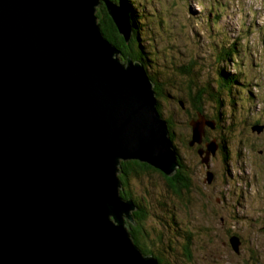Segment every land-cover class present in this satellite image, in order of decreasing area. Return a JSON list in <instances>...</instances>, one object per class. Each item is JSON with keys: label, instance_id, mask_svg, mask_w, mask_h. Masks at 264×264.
I'll return each instance as SVG.
<instances>
[{"label": "water", "instance_id": "water-1", "mask_svg": "<svg viewBox=\"0 0 264 264\" xmlns=\"http://www.w3.org/2000/svg\"><path fill=\"white\" fill-rule=\"evenodd\" d=\"M100 4L129 43L114 0H0V264H158L126 228L136 207L117 173L134 160L171 177L177 158L143 66L101 33ZM190 126L189 146L214 123Z\"/></svg>", "mask_w": 264, "mask_h": 264}, {"label": "rangeland", "instance_id": "rangeland-1", "mask_svg": "<svg viewBox=\"0 0 264 264\" xmlns=\"http://www.w3.org/2000/svg\"><path fill=\"white\" fill-rule=\"evenodd\" d=\"M138 1L137 8H141L140 14L145 17L147 35L139 40L140 45L147 52L150 50L151 59L157 57L156 67L151 71L156 70L158 77L166 82L162 85L166 90L165 98L158 97L160 113L168 133V126L174 132L173 145L186 168V171L180 170L177 162L175 173L180 170L191 186L189 202L183 201L173 207L179 208V219L192 234L189 259L184 256V247L181 248L184 242L174 240V235L160 225L163 222L153 218L172 207V197L164 179L155 172H138L137 176L129 177L125 185L120 183L123 192L129 194L121 198L131 200L136 207L131 212L132 217L142 209L141 216L133 218L134 225H140L147 234V239L139 244L151 253L142 254L153 257L158 264H264V0ZM115 2L123 5L121 0ZM217 5L222 13L215 16L211 10ZM101 8L100 4L97 12ZM212 20L217 27L212 23L213 28L208 30L207 25ZM217 28L224 37L218 36ZM214 40L218 42L215 48L226 47L227 40L237 43L239 55L220 67L229 73L240 71L238 79L246 83H238L233 90L229 106L224 109L229 116L222 119V123L217 122L215 115L218 105L207 98L206 83L214 86L212 79L216 78L218 68L209 54ZM119 53L120 62L125 64L123 54ZM188 64L193 68L199 90L194 85L189 89L182 77L177 76L173 82L169 80L177 67ZM200 91L204 93L201 110L206 118H214L215 128L210 131L205 127L209 136L202 137L204 142L189 146L185 142L192 139L190 119L195 114L189 107ZM255 124L258 127H254ZM212 143L218 149L214 155L210 152L206 155ZM199 150L203 151L202 156ZM202 159L207 160L206 165ZM120 170L119 175L121 167ZM208 173L212 174L210 183ZM132 225L129 222L126 227L129 233ZM237 237L240 246L235 253L229 241Z\"/></svg>", "mask_w": 264, "mask_h": 264}, {"label": "trees", "instance_id": "trees-1", "mask_svg": "<svg viewBox=\"0 0 264 264\" xmlns=\"http://www.w3.org/2000/svg\"><path fill=\"white\" fill-rule=\"evenodd\" d=\"M115 1H117V0H114V2ZM121 1L124 5L126 11H127V14L129 16V19H130V25L132 28L131 39H130L128 44H126L124 42V40L119 36L114 24L112 23V21L107 16L105 8L102 4H101L102 10H100L96 13V16L98 17L97 23L99 25L100 31L103 34V36L116 49H118L121 52V54H123L124 60L129 58V59L133 60L134 62L141 63V65L143 66L145 72L147 73V75L149 77V80L153 84V91H154L155 96L157 97L156 98L157 113L161 117H163L162 114L160 113V107H159L160 104L158 102V100H160V99H158V97L165 98V93H166L165 91L166 90L162 88L163 87L162 85L166 84V82L163 79H160L161 77L160 78L158 77L156 70L151 71V68L154 69V67H156L154 62H155L157 57L155 56L151 59L150 58V56H151L150 50H149V52H147V49H144V47H142L140 45V41H139L140 39H143L147 36L146 31H145L146 29L144 28L145 17L140 14V12L142 11L141 8L140 9L137 8V5L139 4L138 0H121ZM221 13H222V11L221 12L218 11V5H217V8L211 10L212 15L221 14ZM212 23H214V25L217 27L215 21L212 20L211 23L207 25L208 30H210V28L211 29L213 28V26L211 25ZM140 28H141V31H140ZM156 31L159 32V29L157 28ZM216 31L219 34L218 36H221V37L225 36L224 33H222V32L219 33L218 28ZM220 43H222V42L220 41ZM226 44H227L226 47L219 46L218 48L217 47L215 48V45H218V42L216 40H214V45H213L214 48L209 52V54H211L210 57L213 61L216 62V64L218 65V68L216 70V78L212 79V84L214 86H211V85L206 83L207 88H208V94H207L208 100H210V101L214 100L216 102V104L218 105L217 112L215 115H216L217 122H220V123L223 122L222 119L227 118V116H229V112L224 111V109L229 106L228 101L231 98L233 90L237 89L238 83L239 84H246V83H244L245 81L243 79L242 80L238 79L239 78L238 76L241 74L240 71L238 72V70H235L234 73H229L228 71H226L220 67L221 64H226V62L228 60L234 61V56L239 55L238 52H239L240 48L238 49L237 43H234L233 41L227 40ZM132 46H133V48H132ZM127 49H130V51L125 52L124 50H127ZM235 60H236V62L239 61L237 57H235ZM233 65L235 66L234 63H233ZM177 76L182 77L187 82V87L189 86V89L192 88L191 85H194V86H196V89L199 90L197 83H196L197 78L195 77V75L193 73V68L190 67V64H188L187 66L182 65V66L177 67L176 73H173L172 78L169 79L170 82H173V79H176ZM203 88L204 87H202V89ZM202 89L200 88V90H202ZM240 91L241 90H238V92H240ZM203 94H204L203 91H200V93L198 94V97L196 99H194L195 103H193L189 107V109L192 108V110L194 109V111H195V114H193V116H192L193 118L190 119L192 122L196 121L201 116L208 121L214 122V118L211 120L206 118V115L203 112V109L201 110V103H202L201 99H202ZM197 99L199 102H196ZM190 100L193 101L192 98ZM183 101H184V99H183ZM183 101H179V102L184 104ZM179 106L181 107V105H179ZM256 125L257 124H255L254 127H258ZM168 128H169V135H170L171 143L173 145L175 135H174L172 128H170L169 126H168ZM214 128H215V124H214ZM213 129H209V130L211 131ZM204 136H209L207 134V130L205 128H204L203 138H204ZM203 138H202V141L204 142ZM189 142H190V140H187L185 142V144L189 145ZM173 147L177 152L176 158H177V162L179 163V169L186 171L185 164H183L182 158H181L180 154L178 153L177 148L174 145H173ZM224 151H226V150H224ZM120 167L122 169V172L119 175V178H120L121 183L123 185L126 184L129 177H135V176H137V173L141 172V171L155 172V173L161 175V177L164 179L165 186H166L170 196L172 197V207H171L170 211H166V213H165V211L162 210L161 215L156 216V214H155L153 218L158 220V221L163 222V223H160V225L167 231V233L174 235V237H175L174 240H177V242H179V243L184 242V244L181 246V248L183 249V247H184V249H183V252L185 251L184 256L186 255V257L190 259V254H191L190 248L192 245L191 244L192 234L190 231H188V228H186L184 226L182 221H180L179 215L177 214L180 212L179 208L177 209V208L173 207V206L178 207L179 203L183 202V201L189 202L188 199H189V194H190V189H191V186L189 185L190 184L189 179L187 177L182 176V172H180V170H177L176 173L174 175H172L171 177H166V176L162 175L159 171L153 169L152 167H150L144 163L142 164L138 161L123 162V163H121ZM179 182H181V183H179ZM123 191L124 190L120 191V196L122 195L124 197H128L129 194H127V192H125L126 193L125 194ZM175 200H176V203H174ZM139 212L141 213L142 209H139L136 212H134L133 218H134V216L135 217L141 216V214ZM130 228H131L130 234L132 236L133 243L140 248V250L143 254H150L151 251H146L139 244V242L141 240L144 241V239H147V234L144 233L145 231L143 230V228L140 225H132V226H130ZM146 249H147V247H146ZM153 256L155 257V255H153Z\"/></svg>", "mask_w": 264, "mask_h": 264}, {"label": "bare ground", "instance_id": "bare-ground-1", "mask_svg": "<svg viewBox=\"0 0 264 264\" xmlns=\"http://www.w3.org/2000/svg\"><path fill=\"white\" fill-rule=\"evenodd\" d=\"M119 34V33H118ZM119 36L122 38V36L119 34ZM123 39V38H122ZM124 40V39H123ZM125 42V41H124ZM126 44H128L127 42H126ZM154 92V91H153ZM155 101H156V99H155ZM214 123V122H213Z\"/></svg>", "mask_w": 264, "mask_h": 264}, {"label": "flooded vegetation", "instance_id": "flooded-vegetation-1", "mask_svg": "<svg viewBox=\"0 0 264 264\" xmlns=\"http://www.w3.org/2000/svg\"><path fill=\"white\" fill-rule=\"evenodd\" d=\"M264 229V228H263Z\"/></svg>", "mask_w": 264, "mask_h": 264}]
</instances>
